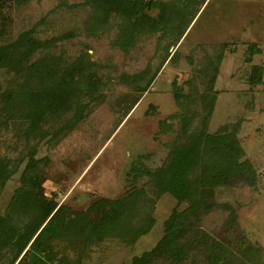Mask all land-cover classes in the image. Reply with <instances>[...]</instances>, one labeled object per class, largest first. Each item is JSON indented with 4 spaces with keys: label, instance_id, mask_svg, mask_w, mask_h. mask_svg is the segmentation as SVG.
<instances>
[{
    "label": "rangeland",
    "instance_id": "374dc122",
    "mask_svg": "<svg viewBox=\"0 0 264 264\" xmlns=\"http://www.w3.org/2000/svg\"><path fill=\"white\" fill-rule=\"evenodd\" d=\"M30 29L40 39L70 34L49 54L67 68V84L71 80L74 87L55 110L45 103L53 102L41 92L45 83L30 86L19 99L22 110L12 115L2 96L9 90L21 94L24 80L0 68V161L14 169L0 184V218L32 177L38 198L62 206L40 240L51 249L50 264H128L154 248L172 210L188 201L164 193L154 204L152 227L135 241L112 230L82 243L73 232L76 214L101 198L147 188L146 175L131 174L139 159L153 170L175 147L229 133L244 150L241 159L254 165L256 183L211 187L214 204L201 214L200 226L227 248L226 264H264V83L249 79L258 66L264 81V0H0V44ZM212 65L218 68L209 92L215 98L204 120V71ZM144 70L148 76L157 72L146 91L139 88L144 80L135 79ZM90 80L97 84L93 94L79 93ZM66 120L71 123L64 135L44 134ZM33 123L36 129L27 135ZM30 149L34 159L25 170ZM16 209L13 240L38 224L33 216L40 212L32 204ZM68 219L70 238L58 236V222ZM128 222L121 225L129 229ZM22 242L0 250V264H11ZM206 250H190L180 264H210ZM18 264L35 262L25 258Z\"/></svg>",
    "mask_w": 264,
    "mask_h": 264
},
{
    "label": "trees",
    "instance_id": "16d2710c",
    "mask_svg": "<svg viewBox=\"0 0 264 264\" xmlns=\"http://www.w3.org/2000/svg\"><path fill=\"white\" fill-rule=\"evenodd\" d=\"M69 35V33H66L48 39H40L36 36L35 30L30 29L19 34L14 41L0 44V68L8 69L24 80L19 86V93L21 94L18 96L16 92L10 90L3 94L2 99L7 105V109L5 108L7 113L18 115L22 110V103L19 99H21L24 90L30 86L35 88L41 83L47 85L43 90L41 89V92H48L47 96L52 95L53 98V102L45 101V103L55 110L61 108L59 105L62 104L70 91L68 87L72 89L74 84L71 83V80H69L70 84H67V68H61L60 62L49 54V50L58 41L64 40ZM217 72V65L207 67L204 71V75L208 74V87L202 95L206 111L204 120L207 119L213 109L215 95L214 93L211 95L209 92H211ZM156 73L154 72L148 76L147 71L144 70L135 75L137 81L138 79L140 81L144 80L143 84L139 86L142 91H146L150 86ZM249 79L252 84L264 83L261 80V68L258 66L253 67ZM96 85L90 80L88 85L83 87V90L78 87V92L91 96ZM38 95V101H43L41 99L42 95ZM80 109L82 108L78 106V111ZM70 123L71 120H68V124L66 120L60 127L53 129L51 132L45 131L44 134L49 133L51 137L64 135ZM35 129L36 125L34 123L30 124L28 130H26L27 135L33 133ZM197 139L204 142L201 149L200 140L196 141V139L194 144L185 143L175 147L170 150L164 163L153 170H150L139 159V163L133 164L131 167V174L134 177L139 174L146 175L150 179L148 187L135 188L122 198L115 200L105 198L97 200L89 210L94 214L92 217H90L89 211L87 213H77L73 218V232L76 238L82 243H88L93 238H99L111 233L112 230H117L119 236L135 241L152 227L154 223L152 211L156 200L164 193L170 192L178 203L188 201V205L182 210L173 209L164 222V235L154 248L142 253L140 256H135L128 264H155L158 260H161L160 264H180L187 257L190 250L202 247L207 249L205 258L210 264H226L227 248L219 239L212 237L201 228L200 217L202 213L213 207V190L211 187L215 185H232L238 182L254 185L256 183V172L249 159H241L244 150L235 135L229 133L216 134L213 136L208 135L206 140ZM34 154V149L27 151L29 160L25 170L32 166ZM200 155H202V159H200ZM198 159L200 160L198 161ZM197 162L199 163L197 164ZM193 165H198V170L192 169ZM12 171L14 169L7 170L6 166L0 161V184H3L10 177ZM22 178H24V174ZM25 179L27 188L25 187L22 193L13 198L10 204L11 209L5 216L0 218V250L14 243H20V239L23 238L22 244L14 254L13 261L25 250L18 263L28 258L31 262L34 261L35 264H50L49 256L51 252L49 250L51 249H48V245L40 240L50 230V226L55 224L54 222L61 216L62 206L57 207L53 202L45 201L41 198V194L38 198L37 193L33 191V185H31L35 184L36 181L32 177L28 179L26 177ZM30 204L37 211L40 210L33 216L34 222H38V224L36 223L33 227L30 226L29 229L25 227L27 232L24 233L23 237L13 240L18 227L13 223L14 219L11 216L17 211L16 208L29 207ZM31 213H28V215H33ZM127 218L129 219V229L126 228V224L121 225ZM133 218L135 222H132ZM232 218H230V222H232ZM70 222L71 220L69 222L67 220L58 222V236L67 235ZM40 227L41 229L38 231ZM35 234L36 236L32 239ZM67 236L70 238L69 235ZM27 245L28 247L25 249ZM13 261L11 264H13Z\"/></svg>",
    "mask_w": 264,
    "mask_h": 264
}]
</instances>
